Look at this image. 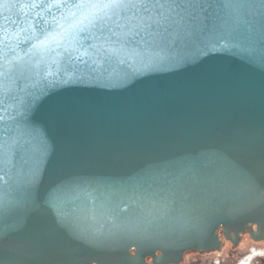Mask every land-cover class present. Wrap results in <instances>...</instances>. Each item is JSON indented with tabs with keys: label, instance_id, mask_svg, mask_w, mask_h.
<instances>
[{
	"label": "water",
	"instance_id": "1",
	"mask_svg": "<svg viewBox=\"0 0 264 264\" xmlns=\"http://www.w3.org/2000/svg\"><path fill=\"white\" fill-rule=\"evenodd\" d=\"M254 3L253 11L260 7L259 0ZM182 56L186 61L174 67L140 72L126 83L115 82L126 69L116 61L108 69L111 84L47 87L34 76L13 81L5 101L9 115L29 93H50L32 114L50 143L42 189L61 176L107 184L150 168L164 175L163 184L154 187L166 189L181 167L212 153L223 154L220 167L235 163L254 183L229 170L227 187L198 194L196 211L154 231L151 243L140 248L123 242L113 251L87 247L61 232L46 208L17 213L20 230L8 241L0 264H147L148 257L154 264L177 263L185 249L218 248L221 225L238 227L264 218V46L253 55L238 35L211 30ZM49 70V80L67 79L75 71L63 63L60 69L42 66V74ZM80 195L91 203L102 191L86 186Z\"/></svg>",
	"mask_w": 264,
	"mask_h": 264
},
{
	"label": "snow or ice",
	"instance_id": "2",
	"mask_svg": "<svg viewBox=\"0 0 264 264\" xmlns=\"http://www.w3.org/2000/svg\"><path fill=\"white\" fill-rule=\"evenodd\" d=\"M259 5L253 11L254 0H0V180L8 177L0 182V255L20 230L16 214L31 209H48L61 232L87 247L113 251L123 242L140 248L154 231L196 211L198 194L227 187L229 170L254 183L246 169L220 167L223 154L212 153L181 167L166 189L154 187L164 175L151 168L107 184L61 176L42 189L50 143L32 114L50 93L37 89L21 98L15 115L5 101L21 78L34 76L47 87L111 84L108 69L116 61L126 69L115 82L126 83L140 72L174 67L205 31L238 35L254 55L264 46V0ZM62 63L75 70L67 79L49 80L50 70L42 74V66L60 69ZM86 186L102 196L84 200Z\"/></svg>",
	"mask_w": 264,
	"mask_h": 264
},
{
	"label": "flooded vegetation",
	"instance_id": "3",
	"mask_svg": "<svg viewBox=\"0 0 264 264\" xmlns=\"http://www.w3.org/2000/svg\"><path fill=\"white\" fill-rule=\"evenodd\" d=\"M217 236L219 239L218 248H208V249H197L190 248L185 249L181 258L177 263H168V264H180L184 261L185 255L188 253H195L196 255L206 253L209 251L221 250L222 248L227 249V253L232 260V264H264V258L261 259V262H253L257 257L264 256V248L257 249L255 247H251L249 245L246 246V251H240V245H242L245 241H252L255 243L263 242L264 243V218H260L258 221L254 222H246L238 227H230L226 228L224 226H220L217 231ZM247 253V254H246ZM239 254V255H238ZM242 254H246L240 259H237V256ZM236 255V257H235ZM236 260L233 262V260ZM147 263L151 262V258H146ZM223 259H217L213 261V264H221Z\"/></svg>",
	"mask_w": 264,
	"mask_h": 264
},
{
	"label": "rangeland",
	"instance_id": "4",
	"mask_svg": "<svg viewBox=\"0 0 264 264\" xmlns=\"http://www.w3.org/2000/svg\"><path fill=\"white\" fill-rule=\"evenodd\" d=\"M247 245L251 246L252 248L255 247L257 249L264 248L263 242L255 243V242L248 240V241H245L242 245H240V248H239L240 251H243V252L246 251ZM227 251H228L227 249L222 248L221 250H215V251L213 250V251H209V252L198 254V255H196L195 253H188L187 255H185L184 261L181 262L180 264H213L212 262L217 259H223L224 262H222L221 264H232L231 263L232 260L230 259V256L227 253ZM246 254L237 256V259H240ZM262 258H264V256L257 257L253 262H256V261L261 262ZM235 261L236 260L234 259L233 262ZM147 264H154V263L149 262Z\"/></svg>",
	"mask_w": 264,
	"mask_h": 264
}]
</instances>
